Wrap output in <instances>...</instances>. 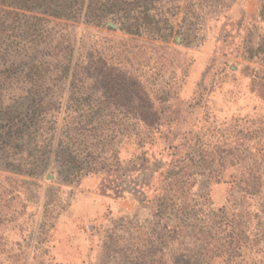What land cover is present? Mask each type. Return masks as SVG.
<instances>
[{
  "label": "rangeland",
  "instance_id": "rangeland-1",
  "mask_svg": "<svg viewBox=\"0 0 264 264\" xmlns=\"http://www.w3.org/2000/svg\"><path fill=\"white\" fill-rule=\"evenodd\" d=\"M124 1L101 9L129 10L138 35L87 22L86 7L73 20L1 0L0 264L119 263L153 219L160 170L187 154L206 164L189 191L214 208L239 197L233 178L264 176V0ZM32 97L41 121L20 138ZM144 97L160 126L143 147L86 122L90 110L129 117ZM63 156L83 168L70 180Z\"/></svg>",
  "mask_w": 264,
  "mask_h": 264
},
{
  "label": "trees",
  "instance_id": "trees-1",
  "mask_svg": "<svg viewBox=\"0 0 264 264\" xmlns=\"http://www.w3.org/2000/svg\"><path fill=\"white\" fill-rule=\"evenodd\" d=\"M20 4L11 7L6 12L22 10L27 12L51 13L59 17L63 12L73 20L86 7L84 18L91 22L96 18L99 22L107 24L110 19L118 21L121 28L129 34H140V27L145 22L139 23L130 16L129 10H103L101 0H89L85 6V0H19ZM109 7L118 8L124 0H106ZM59 3V4H58ZM1 5V0H0ZM9 8V6L7 7ZM113 9V8H112ZM4 9L0 6V11ZM156 14H147L151 28H155V35L162 37L159 20ZM144 27V26H143ZM108 28L113 29L112 26ZM163 41L165 38L163 36ZM33 65L29 71L31 75L36 73ZM35 72V73H34ZM30 95L34 94L28 91ZM34 97L30 99L27 107V116L24 118L20 138L27 137L31 129L36 132V126L41 119V106L34 104ZM148 104L145 108L126 113H105L90 110L86 116V122L91 124L94 119L102 126V130H111L104 134L102 140L108 141L121 135L134 138L138 147H143L146 139L160 126V113L150 105L147 97L140 99ZM34 105L35 107H33ZM38 105V107H36ZM97 117V118H96ZM119 117V118H118ZM124 120H130L129 125L123 124ZM79 135L84 136L89 131L80 126ZM94 129V128H93ZM124 131L126 133H124ZM116 132V134H114ZM80 136V137H81ZM78 140V139H77ZM88 162V165H91ZM87 165V162H86ZM205 163L201 158L196 159L193 154H187L169 163L167 168L160 170L161 194L153 199V219L148 225H135L131 247L119 249L117 257L122 261L117 264H264V176L263 174H247L231 180L232 187L237 188L239 197L229 199L228 205L219 208L213 207V201L208 193L198 195L189 190L196 182V178L202 172ZM14 169L12 163H7ZM61 169L66 172V179L70 180L83 168L79 166L76 157H62ZM90 166L87 167V169ZM210 178H215L210 176ZM263 187V188H262Z\"/></svg>",
  "mask_w": 264,
  "mask_h": 264
},
{
  "label": "crops",
  "instance_id": "crops-1",
  "mask_svg": "<svg viewBox=\"0 0 264 264\" xmlns=\"http://www.w3.org/2000/svg\"><path fill=\"white\" fill-rule=\"evenodd\" d=\"M81 213L83 212V211H80ZM81 216H82V214H81Z\"/></svg>",
  "mask_w": 264,
  "mask_h": 264
},
{
  "label": "water",
  "instance_id": "water-1",
  "mask_svg": "<svg viewBox=\"0 0 264 264\" xmlns=\"http://www.w3.org/2000/svg\"><path fill=\"white\" fill-rule=\"evenodd\" d=\"M110 25H112L111 23H109Z\"/></svg>",
  "mask_w": 264,
  "mask_h": 264
}]
</instances>
